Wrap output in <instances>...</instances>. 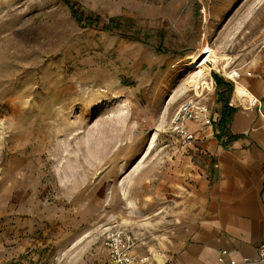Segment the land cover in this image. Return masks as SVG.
<instances>
[{
  "label": "rangeland",
  "instance_id": "374dc122",
  "mask_svg": "<svg viewBox=\"0 0 264 264\" xmlns=\"http://www.w3.org/2000/svg\"><path fill=\"white\" fill-rule=\"evenodd\" d=\"M76 1L134 26H82L63 0H0V221L12 207L14 221H31V243L8 245L20 247L15 263L94 264L114 225L144 251L166 250L188 175L206 171L171 130L194 92L189 55L209 42L240 75L264 61V0Z\"/></svg>",
  "mask_w": 264,
  "mask_h": 264
},
{
  "label": "crops",
  "instance_id": "0c3cea01",
  "mask_svg": "<svg viewBox=\"0 0 264 264\" xmlns=\"http://www.w3.org/2000/svg\"><path fill=\"white\" fill-rule=\"evenodd\" d=\"M238 80L252 94L253 104L245 97L235 98L234 90L224 96L225 88L219 85V112L210 110L202 123L189 121L195 139L183 144V151L191 158L205 159L206 171L188 175L192 180L187 188L191 196L180 206L181 216L169 236L168 248L155 249L153 254L144 251L138 234L131 230L138 240L134 253L149 255L146 264H241L243 256L258 255L259 245L264 242V61L244 70ZM216 87L203 95L208 104L207 95L214 94ZM224 113L228 121L221 131L219 121ZM174 179L175 188L181 186L177 177ZM23 182L27 184V178ZM1 212L0 264H20L15 263L19 257L13 254L20 247L9 249L8 245L31 243V221H14L11 215L15 207ZM105 254L103 251L98 258Z\"/></svg>",
  "mask_w": 264,
  "mask_h": 264
},
{
  "label": "built area",
  "instance_id": "2783aa9c",
  "mask_svg": "<svg viewBox=\"0 0 264 264\" xmlns=\"http://www.w3.org/2000/svg\"><path fill=\"white\" fill-rule=\"evenodd\" d=\"M240 77V73L238 74ZM229 81L236 86L237 81L228 76ZM213 88L216 87V81L213 77ZM190 97H187L179 106L173 116L171 130L182 143L188 144L195 139V133L189 126V121L194 120L202 123L208 117L210 112L209 104L204 101L203 95L208 89H201L197 93L195 89ZM255 100L251 102L253 104ZM138 244V240L134 233L127 227L114 225L107 227L103 231V246L105 256L98 258L94 264H146L150 257L149 255L139 256L134 253V248ZM220 262L223 261L219 257ZM241 264H264V242L259 245V253L256 257L243 256Z\"/></svg>",
  "mask_w": 264,
  "mask_h": 264
},
{
  "label": "bare ground",
  "instance_id": "6f19581e",
  "mask_svg": "<svg viewBox=\"0 0 264 264\" xmlns=\"http://www.w3.org/2000/svg\"><path fill=\"white\" fill-rule=\"evenodd\" d=\"M189 56L191 58H189L187 60V64H186L187 66L186 67L190 68V69L191 68L197 69V70L192 71V73L189 77V81H188L189 85L188 86L195 89L197 93H200V91H201V90H199V86H202V84H207V83L209 84V81L206 82L205 79L209 76L211 77V71L213 69L220 70V68H223V70L228 72V74H229L228 76L236 79V81H237L235 89H234V97L235 98L245 97L247 100L253 101L252 94L244 87L242 82H240L238 80L239 79L238 74L240 73L239 70L231 68V63L234 60L233 56L226 54V53L220 54L219 49L215 46H212L209 42L204 43L203 49L201 52H198L194 56L193 55H189ZM187 87H185V89ZM212 88L213 87H211L209 85L210 91L212 90ZM183 91L184 90H182L181 93ZM156 136H157V132H155L153 134L152 138L150 139L148 149H151L152 147H154ZM131 204H132V202H131ZM125 222H128V220H125ZM127 225H129V224H127Z\"/></svg>",
  "mask_w": 264,
  "mask_h": 264
},
{
  "label": "trees",
  "instance_id": "16d2710c",
  "mask_svg": "<svg viewBox=\"0 0 264 264\" xmlns=\"http://www.w3.org/2000/svg\"><path fill=\"white\" fill-rule=\"evenodd\" d=\"M63 1L66 2L70 8L71 14L82 26H90L96 29L115 31L123 35L129 34L130 29L134 26L133 19L131 17L124 15L112 16L106 20L101 16V14L87 9L84 5L76 0ZM213 76L218 85L224 86L225 93L223 95L229 96L233 89V85L225 81L224 78L217 73H214ZM227 121L228 115L224 113L219 121V127L221 131L224 130Z\"/></svg>",
  "mask_w": 264,
  "mask_h": 264
}]
</instances>
